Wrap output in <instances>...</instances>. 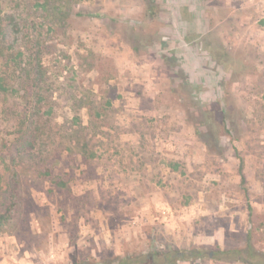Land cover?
<instances>
[{"label": "rangeland", "instance_id": "rangeland-1", "mask_svg": "<svg viewBox=\"0 0 264 264\" xmlns=\"http://www.w3.org/2000/svg\"><path fill=\"white\" fill-rule=\"evenodd\" d=\"M30 4L10 44L35 42L32 93L0 95V212L14 214L0 264L191 246L239 252L179 264L258 262L247 245L264 252V0ZM31 107L51 128L34 149L58 176L18 177L5 203L6 155Z\"/></svg>", "mask_w": 264, "mask_h": 264}, {"label": "trees", "instance_id": "trees-1", "mask_svg": "<svg viewBox=\"0 0 264 264\" xmlns=\"http://www.w3.org/2000/svg\"><path fill=\"white\" fill-rule=\"evenodd\" d=\"M6 1L0 0V95L12 94L18 88L24 94L29 95L32 93L31 84L34 81V72L32 67L29 66L30 61L24 57L32 56V48L35 47V42L30 38L29 40L25 39L23 45H25L26 49H21V46L17 44L16 50L18 51V48H20V51L14 53V45L10 44V28L15 25L17 26L20 22L26 24L25 20L27 17L22 12L27 11L28 8L30 9L31 4L30 0H11L10 6L8 5L9 11H6ZM50 4L51 1L45 3L42 7L43 10H52L55 7L60 9L57 5L51 6ZM182 10L185 16H192L188 8L183 7ZM39 45V51L41 52L44 43L39 40ZM11 110L9 109L8 112ZM25 115V120L29 119L30 123L27 128L21 127L19 129L20 136L13 142L10 149L11 153L8 151L6 155L12 163L11 165L9 163L6 165V173L1 177L6 186L2 191V198H5V203L10 200L8 196L14 198L21 195L18 192L21 191L23 183L18 177L27 176L29 173L35 177L58 176L53 169V165L47 163L48 149L40 151L34 149L37 147L36 143L38 145L41 142L46 144V137L51 128L44 122L39 109L31 107L26 111ZM24 123L25 121L22 122V126H24ZM239 174L241 182L245 181L242 166L239 169ZM13 216L14 214L9 212L8 209L5 210V213L0 212V226H3L1 222H9ZM17 220V217H14V221ZM10 225L13 226L14 224L11 223ZM247 251L249 258L260 257L258 262L245 261L247 264H264V252H257L250 242L247 245ZM229 252H239V250L218 249L216 252H212V254L207 252L203 246H191L183 249H155L147 252L132 250L126 252L123 256H112L103 264H179L180 262H196L204 258L228 260L230 256Z\"/></svg>", "mask_w": 264, "mask_h": 264}]
</instances>
